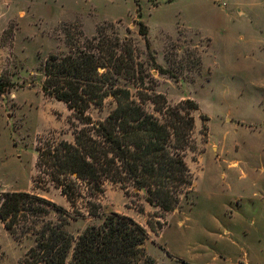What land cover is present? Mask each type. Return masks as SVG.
I'll return each instance as SVG.
<instances>
[{"label":"rangeland","instance_id":"1","mask_svg":"<svg viewBox=\"0 0 264 264\" xmlns=\"http://www.w3.org/2000/svg\"><path fill=\"white\" fill-rule=\"evenodd\" d=\"M138 21L168 70L152 72L156 91L171 105L192 99L199 106L198 149L187 156L192 194L161 218L158 208L107 182L98 197L100 216L83 211L65 229L77 237L118 213L147 229L144 247L156 264H264V0H0V76L12 86L0 95V196L34 190L41 141L73 140L70 111L41 90L43 62L67 52L64 26L77 24L91 37L97 26L113 23L144 50ZM113 106L109 98L90 115L102 119ZM37 193L73 215L53 186ZM150 219L161 226L157 233ZM19 242L21 256L0 253V264H19L34 237Z\"/></svg>","mask_w":264,"mask_h":264},{"label":"trees","instance_id":"2","mask_svg":"<svg viewBox=\"0 0 264 264\" xmlns=\"http://www.w3.org/2000/svg\"><path fill=\"white\" fill-rule=\"evenodd\" d=\"M136 24L144 50L133 38H122L113 23L97 26L91 37L79 25L67 24L63 30L67 52L52 53L42 64V93L70 111L73 140L51 136L41 141L34 190L0 196V221L8 233L18 242L34 237L19 264H156L144 247L147 229L129 216L107 215L101 225L87 227L77 237L65 225L83 211L100 216L98 197L107 182L158 208L161 218L192 194L194 176L187 156L198 149L199 106L192 99L171 105L156 91L152 72L168 70L156 59L148 27L142 21ZM194 53L200 71L202 56L198 50ZM11 88L0 76V95ZM109 98L113 108L104 118L94 119L90 110H101ZM202 127L206 137L208 128ZM49 186L70 203L73 215L37 193ZM147 225L154 233L161 227L153 219Z\"/></svg>","mask_w":264,"mask_h":264},{"label":"crops","instance_id":"3","mask_svg":"<svg viewBox=\"0 0 264 264\" xmlns=\"http://www.w3.org/2000/svg\"><path fill=\"white\" fill-rule=\"evenodd\" d=\"M20 246V242L14 240V238L5 229L4 224L0 221V253H5V255H8L7 251H18L17 258H19L21 256L20 252H22V248Z\"/></svg>","mask_w":264,"mask_h":264}]
</instances>
